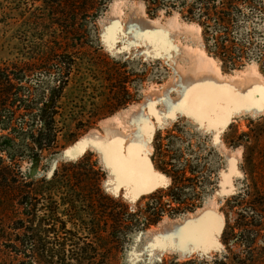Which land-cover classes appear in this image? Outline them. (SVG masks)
Returning a JSON list of instances; mask_svg holds the SVG:
<instances>
[{"label": "rangeland", "instance_id": "374dc122", "mask_svg": "<svg viewBox=\"0 0 264 264\" xmlns=\"http://www.w3.org/2000/svg\"><path fill=\"white\" fill-rule=\"evenodd\" d=\"M43 1L0 0V66H11L25 57L47 58L52 44L56 48L54 60L23 83V92H39V80L54 78L49 74L57 77L55 82L50 80L52 84L67 82L57 98L55 147L43 152L37 161L21 160L27 177H50L57 167L74 160L63 158L62 152L86 140L83 155L102 168L104 193L139 214L142 222H148L144 220L148 217L145 209L148 204L157 205L150 193L158 188L167 191L170 184L154 163V138L175 126H185L188 130L183 137L207 143L225 157L216 189L195 210L150 216L151 224H145V229H137L122 242L113 256L114 264H264V133H255L264 123V101H242L238 106L233 103L229 112L221 111L218 119L211 120L214 116H204L192 109V97L183 99V75L195 60L209 63L227 83H241L244 87L264 85L260 64L244 58L236 60L234 66V60L223 56V46L212 47L216 35L208 29L203 35L196 22L203 21L207 26V20L189 13L192 0L176 5L173 2L177 0H170L160 7L144 0L102 1L105 4H100L102 8L94 17L90 14L95 10H88V21L79 16V31L68 26L71 22H59L58 15L45 12L47 3L42 19ZM214 53L226 60L225 66ZM126 72L131 74L127 76L131 81L142 80L129 85L137 96L110 110L108 106L123 100L114 97L112 91L121 87ZM256 96L260 97V92ZM136 115L147 120L148 131H138L133 120ZM39 126L37 123L35 128ZM244 133L245 137L241 135ZM138 135L146 143L142 156L157 179L152 188L132 196L130 188L119 182L106 149L114 138L124 143L127 152L129 142ZM230 137H235V141L230 142ZM235 196L237 205L230 208L228 201ZM162 202L166 207L170 203L168 198ZM128 223L124 221L122 225ZM201 223H210L203 227L202 234L187 232L189 227Z\"/></svg>", "mask_w": 264, "mask_h": 264}, {"label": "trees", "instance_id": "16d2710c", "mask_svg": "<svg viewBox=\"0 0 264 264\" xmlns=\"http://www.w3.org/2000/svg\"><path fill=\"white\" fill-rule=\"evenodd\" d=\"M91 1L44 0L40 16L44 19L47 3L50 8L45 12L58 15L59 22H71L68 26L79 31V16L88 21V10H95L90 14L94 17L102 8L100 4L108 0ZM144 1L160 7L170 0ZM178 2L185 0L173 3ZM188 7L192 16L207 20V26L199 19L201 23H196L203 35L207 29L216 35L212 47L223 46V56L234 60V66L236 60L248 58L258 62L264 72V0H192ZM49 47L47 58L25 57L11 66H0V264H114L113 256L122 242L151 224L153 217L160 215L158 207L149 202L144 219L148 222H142L139 214L104 193V172L88 155L36 180L28 178L20 164L25 158L37 161L57 141L55 109L67 82L52 84L50 80L55 82L57 77L49 74L54 78H39V92H23V83L54 60L56 48ZM214 54L225 66L226 60ZM37 123L41 126L36 129ZM255 133H264V123ZM234 200L236 206V196ZM124 221L129 223L122 225ZM76 223L80 225L76 227Z\"/></svg>", "mask_w": 264, "mask_h": 264}, {"label": "flooded vegetation", "instance_id": "af4514ba", "mask_svg": "<svg viewBox=\"0 0 264 264\" xmlns=\"http://www.w3.org/2000/svg\"><path fill=\"white\" fill-rule=\"evenodd\" d=\"M128 75L131 74L126 72L121 87L112 91L114 97L117 95L123 100L116 105L112 104L108 109L114 110L125 102L128 104L137 96L130 91L129 85L134 86V82L142 80L131 81ZM187 130L185 126H175L166 134L155 136L153 141L154 163L170 180L167 191L162 192L158 188L150 193L152 200L158 205L156 206L159 216L165 213H182L197 209L207 196L214 192L219 183L220 170L225 161L224 155L219 149L208 147L207 143L194 142L191 136L183 137L182 134ZM232 140L235 141V137L229 138L230 142H233ZM165 198L170 201L168 207L162 206V200ZM228 206L235 208V200L230 198Z\"/></svg>", "mask_w": 264, "mask_h": 264}, {"label": "bare ground", "instance_id": "6f19581e", "mask_svg": "<svg viewBox=\"0 0 264 264\" xmlns=\"http://www.w3.org/2000/svg\"><path fill=\"white\" fill-rule=\"evenodd\" d=\"M209 65V63L207 65L202 61L195 60V63H193L190 68L186 69L183 75V83L186 84V86H184L185 98L183 99H188L189 96L192 97V102L190 101V103L192 109L196 113L204 116H214L211 120H216L218 119V115L220 113L222 114L221 111L224 113L233 103L240 105L242 101L262 100L261 90L264 89V85L262 87L260 85L251 86V84L247 85L246 83L247 86L244 87L241 83L229 84L220 77L216 70H213L212 67L210 68ZM239 85L244 88L238 90L237 88ZM257 92H260V97L256 96ZM182 103L181 105L183 106L187 101H184V104ZM133 120L134 123L137 122L139 132H146L149 130V124L144 118L142 119L140 116L136 115ZM143 140L140 135L132 138L129 142L127 152H124V143L114 138L112 140L111 138V141L107 144L108 148H105L108 150L105 151L109 153L107 154L109 155L108 158L110 157L112 167L117 174L119 182L130 188L132 196L134 193L142 192L154 186L157 179L152 172L153 170L149 167L148 160L146 157L142 156V152L145 151L146 145L144 142L145 140ZM209 224L210 223H201L200 225L189 227L187 232L191 235L195 233L202 234L204 230L203 227L205 228V226L207 227ZM184 237L186 238V236ZM193 238H195V236Z\"/></svg>", "mask_w": 264, "mask_h": 264}, {"label": "water", "instance_id": "95a60500", "mask_svg": "<svg viewBox=\"0 0 264 264\" xmlns=\"http://www.w3.org/2000/svg\"><path fill=\"white\" fill-rule=\"evenodd\" d=\"M85 142H86V140H81L79 142H76L72 146L66 148L62 152V157L66 158V159H74V160L78 159L80 156H82L84 154V150L86 147ZM53 172H54V170H53ZM150 188H152V187H149L148 189H150Z\"/></svg>", "mask_w": 264, "mask_h": 264}, {"label": "snow or ice", "instance_id": "6c2138e0", "mask_svg": "<svg viewBox=\"0 0 264 264\" xmlns=\"http://www.w3.org/2000/svg\"><path fill=\"white\" fill-rule=\"evenodd\" d=\"M261 94H262V101H264V89L261 90Z\"/></svg>", "mask_w": 264, "mask_h": 264}]
</instances>
